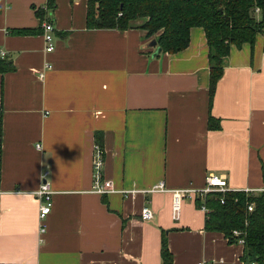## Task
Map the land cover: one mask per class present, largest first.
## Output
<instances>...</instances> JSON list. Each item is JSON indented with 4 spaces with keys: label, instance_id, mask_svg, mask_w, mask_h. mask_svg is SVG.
Wrapping results in <instances>:
<instances>
[{
    "label": "crops",
    "instance_id": "0c3cea01",
    "mask_svg": "<svg viewBox=\"0 0 264 264\" xmlns=\"http://www.w3.org/2000/svg\"><path fill=\"white\" fill-rule=\"evenodd\" d=\"M46 4L0 0V264H161L162 230L173 264H246L244 244L205 229L193 199L174 215L170 190L147 189L202 187L213 173L233 189L264 190V32L230 46L210 101L202 27L185 48L153 54L139 18L87 27V0ZM96 131L115 191L91 190ZM45 170L52 205L40 219Z\"/></svg>",
    "mask_w": 264,
    "mask_h": 264
},
{
    "label": "trees",
    "instance_id": "16d2710c",
    "mask_svg": "<svg viewBox=\"0 0 264 264\" xmlns=\"http://www.w3.org/2000/svg\"><path fill=\"white\" fill-rule=\"evenodd\" d=\"M46 5L48 8L55 7V0H47ZM36 12L41 16L44 10L41 8ZM137 18L142 20L139 26L146 30V35L154 37L161 50L167 52L185 48L193 26L203 28L209 47L211 101L230 46H240L243 42L253 44L256 34L264 32V0H87V27L125 29ZM34 30L12 29L15 33H31ZM208 126L219 128V120L210 115ZM95 141L103 147L101 132H95ZM1 144L0 110V150ZM194 202L198 207L204 202L209 208L204 221L205 229L223 232L230 242L236 241L238 236L243 237L246 264L251 261L264 264V190L209 192L204 200L197 197ZM250 202L253 203L252 210L247 208ZM234 229L240 231L239 235L233 234ZM160 256L161 264H173L165 230L161 235Z\"/></svg>",
    "mask_w": 264,
    "mask_h": 264
},
{
    "label": "built area",
    "instance_id": "2783aa9c",
    "mask_svg": "<svg viewBox=\"0 0 264 264\" xmlns=\"http://www.w3.org/2000/svg\"><path fill=\"white\" fill-rule=\"evenodd\" d=\"M256 11H259V8L256 7ZM43 26V38L45 41V51L49 52L54 49V36H53V23L51 21L45 20L42 24ZM5 52L3 50H0V56L4 55ZM46 67H51V63L47 62ZM40 75H43V72L40 73ZM39 147L40 144H37ZM104 150L103 147H101L98 143H95L94 147V155H93V183L91 186V190L97 193H106L115 191L116 189L112 185L111 179L104 176ZM48 171L45 170L42 173V181L39 185V188L37 189L36 193L41 196L42 200L39 203L38 212H39V218L42 219L45 217V215L51 210L52 200H51V193L52 189L50 187L49 182L46 179ZM132 190H126V189H120L122 192H128V191H134ZM148 191L153 190H170L172 193V207H173V213L174 215H177L179 212L180 207V201L183 197H188L190 199L195 200V198L199 197L201 200L205 199V196L209 192H221L224 193L228 190H234L233 188L229 187L226 181V177L223 174L217 175L210 173L206 177V183L202 187L197 188H191V187H185V188H176V189H169L165 186L163 181H159L149 189ZM245 191H251L249 188L243 189ZM222 201V197L220 198ZM205 211H208V207L205 205L204 202L201 203L200 206ZM248 210L253 209V203L250 202L247 205ZM142 219H149L153 216V211L149 205H143L141 212H140ZM40 229H44V224H41ZM240 231L237 229L233 230L234 235H239ZM238 242L244 243V238L241 236L237 237ZM198 264H202L199 262ZM248 264H254L253 261H251Z\"/></svg>",
    "mask_w": 264,
    "mask_h": 264
},
{
    "label": "water",
    "instance_id": "95a60500",
    "mask_svg": "<svg viewBox=\"0 0 264 264\" xmlns=\"http://www.w3.org/2000/svg\"><path fill=\"white\" fill-rule=\"evenodd\" d=\"M156 43H157V40L155 38H153V39H151L149 41V45L150 46H154L155 45V49H154L153 54H157L161 50V46L160 45H156Z\"/></svg>",
    "mask_w": 264,
    "mask_h": 264
}]
</instances>
